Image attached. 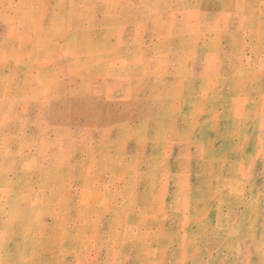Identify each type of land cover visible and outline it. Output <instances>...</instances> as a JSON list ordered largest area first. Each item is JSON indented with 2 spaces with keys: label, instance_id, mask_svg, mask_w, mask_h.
<instances>
[{
  "label": "rangeland",
  "instance_id": "374dc122",
  "mask_svg": "<svg viewBox=\"0 0 264 264\" xmlns=\"http://www.w3.org/2000/svg\"><path fill=\"white\" fill-rule=\"evenodd\" d=\"M0 264H264V0H0Z\"/></svg>",
  "mask_w": 264,
  "mask_h": 264
}]
</instances>
